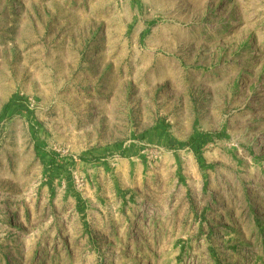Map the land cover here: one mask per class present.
<instances>
[{
	"label": "rangeland",
	"instance_id": "374dc122",
	"mask_svg": "<svg viewBox=\"0 0 264 264\" xmlns=\"http://www.w3.org/2000/svg\"><path fill=\"white\" fill-rule=\"evenodd\" d=\"M0 264H264V0H0Z\"/></svg>",
	"mask_w": 264,
	"mask_h": 264
}]
</instances>
